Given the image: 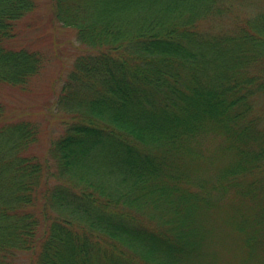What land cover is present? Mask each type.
<instances>
[{
	"label": "trees",
	"instance_id": "obj_1",
	"mask_svg": "<svg viewBox=\"0 0 264 264\" xmlns=\"http://www.w3.org/2000/svg\"><path fill=\"white\" fill-rule=\"evenodd\" d=\"M88 49L64 79L48 159L0 99V264H208L232 239L264 264V9L231 0H53ZM35 0H0V83L45 54L14 47Z\"/></svg>",
	"mask_w": 264,
	"mask_h": 264
},
{
	"label": "rangeland",
	"instance_id": "obj_2",
	"mask_svg": "<svg viewBox=\"0 0 264 264\" xmlns=\"http://www.w3.org/2000/svg\"><path fill=\"white\" fill-rule=\"evenodd\" d=\"M36 8L17 23V33L10 45L26 46L45 54L41 71L25 86L0 83V99L6 105V117L29 119L39 126V134L30 152L52 162L49 147L65 128L67 115L56 105L61 85L76 57L88 49L77 37L76 30L63 26L54 17L53 0H35ZM230 11L200 23L202 30L230 29L234 17H247L264 9V0H231ZM232 239L222 240L217 257L210 251L208 264H239V253Z\"/></svg>",
	"mask_w": 264,
	"mask_h": 264
}]
</instances>
